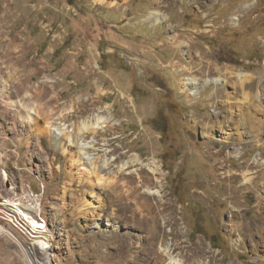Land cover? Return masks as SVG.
I'll use <instances>...</instances> for the list:
<instances>
[{"label":"rangeland","instance_id":"rangeland-1","mask_svg":"<svg viewBox=\"0 0 264 264\" xmlns=\"http://www.w3.org/2000/svg\"><path fill=\"white\" fill-rule=\"evenodd\" d=\"M20 33L22 60H0L24 82L13 100L0 84V264H43L8 203L39 209L53 264H166L165 247L181 238L189 255L264 264L249 252L264 254L255 233L264 232V97L249 116L262 131L249 143L222 147L205 137L219 132L203 129L215 115L216 67L264 75V0H0V54ZM184 76L212 81L188 100ZM23 104L40 114L12 119ZM106 108L117 125L99 133V154H125L118 164L139 154L158 174H94L42 133L47 120L72 130ZM154 227L164 241L146 261Z\"/></svg>","mask_w":264,"mask_h":264},{"label":"bare ground","instance_id":"bare-ground-1","mask_svg":"<svg viewBox=\"0 0 264 264\" xmlns=\"http://www.w3.org/2000/svg\"><path fill=\"white\" fill-rule=\"evenodd\" d=\"M152 14L154 15V18H156L157 15H160L158 12H152ZM159 18H156V22ZM174 39L175 41H177L181 39V36L176 35ZM19 42L22 43L20 44ZM29 45L32 44L29 43ZM25 46L27 45L25 43V39L21 36V33L17 38L11 37L6 44L7 52H5V54H0V60H4L5 58H10L11 60H13L14 58L9 57L12 53H19V55L16 57L17 61H19L20 59L22 60L21 57L24 55V51L26 50L24 48ZM17 64L19 65V63ZM40 70H42V68H40ZM186 70L187 69H184L183 71ZM183 71H178V73ZM215 71L218 78L216 80H213L216 81V85L215 89L211 92V96H215L216 105L214 104L213 107L215 115L212 117V124L206 123L203 126V129L205 131H209L212 128L213 131L219 132L220 136H216L215 138H213L212 134H206L208 136L205 137L210 142H218V144L222 147L236 145L237 143H240L241 145L247 144L249 143L247 141V138L262 131L259 124L256 126H251V124H249V116H254L251 113L253 112L254 108L259 107L256 106L259 105L257 101L263 100L264 95L262 93L261 82L264 81V75L260 77L255 73L237 70L236 68L230 67L228 65L224 67H216ZM3 78L6 79L7 82L5 81V83H3ZM20 79V76H17V70L8 69L7 72L0 71V84H3V86L8 89L7 93H9V99H12L11 97H13V95L18 96L20 94L19 91H22L24 82L20 81ZM211 81L212 80L209 81L208 79H206L204 83H202V80L197 77L184 76L181 77L179 83L184 91L189 92L188 100H192L194 99L193 97H196V95L199 94L197 92L200 91V89L206 87V85H208ZM3 86H1L2 89L4 88ZM99 89L101 90L100 87ZM13 92H16L17 94L15 95ZM19 98H21V96ZM15 102L16 101H12L10 105H19L17 104V102ZM85 104L86 100L85 102L80 104L79 108L77 110L75 109L74 112H78V110L79 112L84 111V107H86ZM26 105H20L21 107L20 110L17 111V114L13 112L14 114L12 119L15 120V115L18 114L21 117H27L28 119H31L34 114H40L41 111H38L35 108L34 113L33 111H31V105L30 108L28 105ZM105 110L107 114H104L103 116L100 114H96L91 116L89 115L87 118H83V120L76 125V128L72 130L69 129V127H66L65 124L59 122L58 118H56L55 120L53 119L54 121L47 120V122L45 121L46 126H44L45 129L43 128L44 131L42 133L44 134L45 132H49L50 134H53L56 139L55 143L57 148H64V150H67L69 149V147H71V149H74L75 155L78 157V159L90 166L94 174H96L97 171L101 168L108 169L109 172H111V169L115 167L118 168V171L121 175H124L125 171H128L130 169H132V172L137 173L139 170H141L142 167H148L151 172H153L154 174H158L159 168L157 167V161L154 160L147 163L139 154L134 155L128 161H122L120 164L117 163V160L123 159L125 154L121 155L119 158H112L109 156V152L105 149L100 150L103 152L102 155L99 154V148H97L95 144L99 133L111 131V129L113 130L117 125V120L113 118V113L110 111V109L106 108ZM224 112H226V114L222 115ZM59 118L62 120V118H64L63 114H61ZM32 121L35 122L36 120L34 119ZM13 124H15V121ZM88 138H92V140L87 141ZM99 160H101L100 165L97 164ZM155 192H157V194H160V191L158 190ZM8 204L11 213L15 214L14 217H17V219L19 220V224L22 226L21 222H25L26 226H23L24 228L22 227V231H26L28 232V234H30V237L27 241H29L31 238H34L32 240L36 241V244L34 242V246L33 243H31L32 245H29L31 246L30 249L34 250L35 252H37L38 250V255H40L43 264H53V257L55 255H53V251L51 250L52 245L49 242L50 234L49 232H47V228L41 223L39 209L36 207L31 208L30 206H18L16 203ZM147 207L149 210L150 207L148 205ZM163 219L165 221L166 218ZM261 220L262 219L257 220V222L253 223L255 226L254 228L258 227V229H260V224L263 223V221ZM155 224L157 225V223ZM178 225L179 223L175 222V226L179 229L180 225ZM253 230L254 229H252V227L248 229V236L250 238L253 236ZM152 232V235H150L152 241V243L150 242L151 247L150 249H148L149 251L144 258V260L146 261L151 259V257L156 253V251L158 250L157 245H162L164 241V238L159 240V233L161 232H159L157 228L154 227ZM180 233L181 235L183 234V232H181V228ZM255 233H259L260 240L264 243V232H259L257 230ZM162 237H164V234ZM186 243L187 241L181 238L173 242V244L167 245L165 247L167 259L166 264H221L222 258L218 259V255H214L213 257H210L209 260H207L200 255L201 251L195 250L191 255L186 254L185 251L188 247ZM249 252L258 257L259 260L264 261V254H262L263 252L259 250V248L253 247L249 250Z\"/></svg>","mask_w":264,"mask_h":264}]
</instances>
